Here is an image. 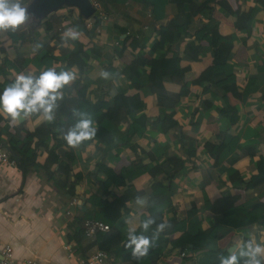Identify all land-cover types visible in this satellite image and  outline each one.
I'll return each mask as SVG.
<instances>
[{
  "label": "crops",
  "instance_id": "obj_1",
  "mask_svg": "<svg viewBox=\"0 0 264 264\" xmlns=\"http://www.w3.org/2000/svg\"><path fill=\"white\" fill-rule=\"evenodd\" d=\"M99 9L98 16L101 24L89 37L80 34L77 40L84 45L82 61L84 68L79 72L71 64L69 71H75L77 78L67 85L68 96L83 97L91 104L100 102L106 110L117 94L114 84L108 78H103L101 72L106 71L108 65L120 68L121 65L139 59L142 56L151 55V49L155 43L162 42L161 50H157L153 59L159 57H171L168 51L172 43L173 35L160 33L159 27L174 24L177 18L183 23L190 21L192 40L200 38L204 44L213 42V39L202 30L204 19L197 16H189L183 11V4L178 0H160L164 3L161 11V19L153 22L151 5L154 2L159 10V0H95ZM204 0H193V10ZM213 17L219 21L218 34L222 37L236 34L232 66L235 73L223 81L220 85L234 83L239 89H243L247 80L255 77L264 82L263 74H256L255 69L264 64V0H213ZM226 2L234 14L228 16L224 13L220 2ZM154 4V5H155ZM259 6L258 12H253L255 6ZM151 13V16L149 14ZM102 14L106 19L102 18ZM55 25L54 32L58 38H51L43 23L37 26L36 22L29 16L27 22L16 31L0 32V85L6 87L13 82L15 76L24 74L38 75L39 72L47 70L38 69L33 60L37 54L36 43H47L54 51V55L61 56L66 53L62 51L71 50L67 43L61 41V34L65 31L66 21L71 26L77 25L78 12L74 8L62 7L52 15ZM47 17V18H49ZM82 20V19H81ZM87 31H90L93 21H83ZM149 29H155L153 38L149 43L144 41L149 37ZM151 33V32H150ZM12 34V35H11ZM52 40V41H51ZM125 40V42H124ZM104 46L110 47L105 50ZM124 46L122 56L112 59L107 57L110 52L121 49ZM178 48V47H177ZM104 49V50H103ZM178 50V49H177ZM199 61H183V67H189L191 77L187 84L189 95L177 102L173 98H165L159 94L144 100L145 110L148 117L158 116L159 108L167 112L176 111L175 120L188 140L189 146H193L194 152L186 155L185 149L181 148L178 134L161 135L153 131V125L147 132L146 139L133 138L130 146H120L108 153H102L104 144L94 142L86 149L73 148L74 161L67 158L69 149L65 146L58 147L62 143V137L55 139L49 133L46 121L31 116L25 120L11 121L0 115V131L13 136L18 140H24L25 135H32L35 141L45 142L39 147L36 155L38 169L26 168L21 170L16 163L15 167H0V249L9 245L14 252L16 261L32 259L40 264H73L76 260L87 258L92 254L103 251L109 254L107 264H131L123 262L122 258H115V251L122 245V234L127 233L130 228H138L141 216H148V203L145 198L143 203H137V198L147 195L151 191L161 187L163 184L172 186L173 202L163 210L164 223L168 227L164 230L168 243L162 248L159 260L167 261L169 264H197L196 254L190 249L197 250V254L203 251L206 236L189 232L188 224L185 231L175 232L174 227L189 218H196L198 226L203 231L214 222L213 214L207 210L205 197L211 202L227 197H235L236 205H241L249 199L264 193V179L257 173L256 159L264 152L261 143V129L264 127V94L261 91L253 94L246 103L234 102L237 114L234 123L230 119L217 118L220 108L219 101L205 110L204 101L208 95H202L201 83L207 81L211 75V55L202 54ZM60 62H54L49 68L56 71L65 67ZM149 70L146 69V72ZM189 73V74H190ZM167 80V79H166ZM149 81L155 89L163 91L168 84L156 82L154 74H149ZM264 89V88H263ZM3 89H0L2 91ZM63 120L75 119L78 109L73 104H66L60 110ZM103 117L94 121L97 128ZM196 124L199 131L193 135V127ZM127 129V122L120 126V131ZM192 136V137H191ZM161 145V150L155 154L160 159L162 171L154 176L142 174L135 178L123 177L120 172L135 173L142 167L150 165V160L145 159L138 163V156L142 150L146 154L154 151V143ZM0 142L5 143L9 149L7 137L1 136ZM139 145L137 155L131 150V146ZM246 145L257 148L250 149L248 154L240 155L238 147ZM188 146V147H189ZM225 147L230 148V153L217 163V154ZM66 150V161L61 160L58 150ZM50 154H56L59 165H55L50 159ZM178 156L189 158L193 163L187 164L179 175L172 181L167 179V171L170 168L168 158ZM236 157V161L233 158ZM19 158V157H18ZM64 164L70 172L66 174ZM60 169V170H59ZM230 169L238 171L244 181V186L233 187L230 181ZM119 181L121 184L114 187L105 200L114 201L120 196H125L127 201L117 208L104 210L105 217L113 224L108 232L99 233L89 243L75 245L71 241L68 231L70 224L79 212L80 207H88L89 196L99 193L101 181ZM100 182V183H99ZM72 199L77 200L74 207H69ZM264 209V197L261 199ZM69 213V215H67ZM247 226L227 234L219 241V246L228 252L235 251L237 243L241 246L247 240L264 243V223L261 221V229L256 228L257 215L252 213L246 216ZM86 221V220H85ZM94 221V220H92ZM120 221L122 231L115 224ZM88 238V237H87ZM88 239V240H89ZM66 245H71L75 254L73 260L68 259L64 250ZM153 245V243H152ZM151 245V246H152ZM186 247H188L186 249ZM131 250L125 247V252ZM184 252L185 256L181 257ZM231 254V252H229ZM114 259L117 261L115 262ZM156 262H149L148 264Z\"/></svg>",
  "mask_w": 264,
  "mask_h": 264
},
{
  "label": "trees",
  "instance_id": "obj_2",
  "mask_svg": "<svg viewBox=\"0 0 264 264\" xmlns=\"http://www.w3.org/2000/svg\"><path fill=\"white\" fill-rule=\"evenodd\" d=\"M32 0H23L24 5L27 6ZM183 4V11L190 17L199 16L204 19L205 23L202 30L206 31L207 34L213 39V42L204 44L200 38H195L192 40V30L190 29V21L182 22L181 20L175 18L174 24H168L165 27H159L160 33H170L173 35L172 43L169 45L168 51L171 53V57H159L158 59H153V55L157 50H161L162 42H157L151 49V55L148 57L142 56L139 59H135L130 63L121 65L120 68L112 67L108 65L109 80L115 85L117 94L112 98L108 108L104 110L100 102L95 104L89 103L83 97H73L68 96V87L65 86L61 89L62 97L57 102L58 107L55 112V119L52 122L46 121L47 129L51 136L55 139L56 137H62L64 133L67 132L80 118L81 115L94 121L97 118L103 117L104 119L96 128V135L91 140L82 142L79 146L69 147L67 146L64 139L62 143L58 144V147L65 146L70 151L67 154L69 161L73 162L74 157L72 156L73 148L86 149L93 145L94 142L99 144H104V147L100 148L102 153H108L120 146H130V142L133 138L146 139L152 141L147 137V132L151 125H153V131L161 135H169L175 132L179 136L180 146L185 149L186 155L195 151L193 146H189L187 138L184 136L182 130L179 131V125L175 120L176 111L167 112L164 108H159L158 116L155 118H150L146 113L140 115L139 112L145 110L144 100L148 97L155 96L159 94L165 98H173L180 102L181 99L189 95V89L186 87L189 82L194 77H191L190 68L183 67L181 63L183 61L197 62L202 54L211 55V75L207 81L201 83V93L202 95H208L204 101L205 110L209 109L216 100L219 101L220 108L217 113V118H228L231 123H234V116L237 114L234 102L246 103L248 99L258 91L264 94V82L258 80L255 77H251L247 80L243 89L236 87L234 83H226L220 85L223 81L230 78L235 73V68L231 64L232 57L234 55L235 43L238 40L236 34H231L229 36H220L218 34L219 21L213 17L214 4L213 0H204L202 4L196 6L193 10V0H178ZM151 5L153 22L161 19V11L164 8V3L159 0V10L156 9V4L148 2ZM155 4V5H154ZM219 6L223 9L224 13L228 16L234 14L233 10L230 9L228 4L224 1L219 3ZM259 6H255L253 12H258ZM53 16L45 18L43 23L47 32L51 33V38L57 39L58 33L54 32L55 25L52 22ZM76 30L89 37V31H87L84 23L81 19L77 25H73ZM149 37L144 41V43H149L153 38L155 29H149ZM151 32V33H150ZM12 35V34H11ZM51 40V41H52ZM125 42V40H124ZM68 45L71 50L62 51L61 53H66L61 56L54 55V51L47 43H36L37 54L34 57L35 66L40 68L48 69L53 65L54 62H60L62 65L66 63L65 67H60L59 71H69L70 65L73 64L79 72L83 71L84 64L82 61V54L84 52V45L81 41H68ZM178 47V50L176 49ZM110 47L104 46L105 50H109ZM103 49V50H104ZM124 52V46L121 49H116L111 54H108L109 59L117 56L120 58ZM146 69L149 71L146 72ZM190 73V74H189ZM256 74L264 75V64L255 69ZM149 74H154L156 77V82L168 84L167 89L163 91H158L155 89L153 84L149 81ZM167 79V80H166ZM5 84L0 85V89H4ZM66 104H73L78 109V114L75 119H64L60 113V110L64 108ZM2 121V120H0ZM127 122V129L125 131H120L119 126L124 122ZM193 127V135H196L199 131V127L196 124H191ZM261 143L264 145V127L261 129ZM7 137V144L9 145V150L16 156L20 158V162L17 166L24 170L26 168L38 169L36 165V155L39 147L44 143H49L48 140L45 142L35 141L32 135H25L24 140H18L9 134L0 131V137ZM192 137V136H191ZM154 143V151L146 154L142 150L140 155H137L136 151L140 149L139 145L131 146V150L139 157L138 163L143 162L145 159L150 160V165L142 167L140 171L135 173H126L125 171L120 172L123 177L135 178L142 174H150L154 176L156 173L162 171L159 163L160 159L155 157V154L161 150V145ZM189 146V147H188ZM257 148L255 146L246 145L243 147H238L237 151H241L240 155L248 154L250 149ZM230 153V148L225 147L223 151L217 154V163L222 162L225 157ZM50 159L54 161L55 165H59L58 157L56 154H50ZM236 157L233 161H236ZM170 168L167 171V179L172 182L183 170L187 164L193 163L189 158H183L174 156L168 158ZM257 173L264 179V152L259 154L256 161ZM66 174H69L70 170L66 164H64ZM60 170V169H59ZM230 181L232 186L242 187L244 186V181L239 176L238 171L235 169H230ZM100 183V182H99ZM121 183L119 181H101L100 189L98 194L89 196L87 199L88 207H80L79 212L72 222L68 224V231L71 236V241L76 245L81 243H89L91 240L86 237L83 228V223L85 220H94L107 225L109 228L113 224L105 217L104 210L106 208L114 209L118 206L124 204L127 201L125 196H120L114 201L105 200L109 193L114 187L119 186ZM145 198L148 203V216H141V221L147 218H153L155 224L152 228L146 232L142 233L151 237L156 228V224L164 222L163 220V210L168 208L173 202V191L171 183L170 185L163 184L161 187L151 191L147 195L140 196ZM264 197V193L257 195L253 199H249L241 205H236L237 199L235 197H223L211 202L207 197H205V205L207 210H209L214 216L213 224L206 230H202L200 227L192 228V226H198V220L196 218H189V221H182L177 223L174 227L175 232L185 231L186 225L188 224L189 232H195V234H204L206 236V241L204 243L203 251L197 254V250L194 248L190 249L196 254L197 264H219L220 257L222 255H229L230 253L226 249H222L219 246V241L224 238L227 234L232 231L243 229L247 226L246 216L249 213H254L257 215L256 228L261 229L262 225L260 222L264 223V209L261 204V199ZM115 226L122 231L123 227L120 221H118ZM138 234H141L140 225L136 229ZM89 239V240H88ZM122 245L115 251V258H122L123 262H131V264H148L149 262H157L162 256V248L168 243V239L165 231L161 232L158 237L153 242L150 247L149 252L146 256L142 258H136L132 255V249L124 251L127 246V233L122 234ZM257 243L259 238L257 237ZM244 244V243H243ZM241 245V247L243 246ZM261 244V243H260ZM264 245V243H262ZM188 247H186L187 249ZM73 249V248H72ZM189 249V248H188ZM187 249V250H188ZM77 251L75 250V254ZM108 254V253H107ZM109 255V254H108ZM114 259L116 262L117 260ZM116 264V263H115ZM151 264V263H150ZM240 264H244V260H240Z\"/></svg>",
  "mask_w": 264,
  "mask_h": 264
},
{
  "label": "clouds",
  "instance_id": "obj_3",
  "mask_svg": "<svg viewBox=\"0 0 264 264\" xmlns=\"http://www.w3.org/2000/svg\"><path fill=\"white\" fill-rule=\"evenodd\" d=\"M29 18L28 8L23 0H0V32L16 31L23 26ZM69 26L61 34V41H75L79 38V32L66 21ZM109 73L101 72L103 78H108ZM77 78L75 71H56L48 68L38 75L20 73L15 76L11 84L0 91V115L11 121L25 120L31 116L52 122L58 101L62 97L61 89L72 83ZM81 118L67 130L63 139L69 147L79 146L82 142L91 140L96 135V127L91 119L80 114ZM142 198H137V203L142 204ZM155 224L153 218H147L140 222L141 234L136 228H130L127 232V246L132 249V255L136 258L146 256L158 235L163 232L168 224L161 222L156 224L154 234L149 237L142 233L148 232ZM264 264V245L247 240L241 247L237 243L235 251L229 255H222L219 264Z\"/></svg>",
  "mask_w": 264,
  "mask_h": 264
},
{
  "label": "built area",
  "instance_id": "obj_4",
  "mask_svg": "<svg viewBox=\"0 0 264 264\" xmlns=\"http://www.w3.org/2000/svg\"><path fill=\"white\" fill-rule=\"evenodd\" d=\"M95 14L98 15L97 10L99 9V5L95 0H90ZM151 16V13L149 14ZM102 18H105V15L102 14ZM90 25H86V28H89ZM16 162L13 157L10 155L9 151L2 145L0 142V167H15ZM77 204L76 199H72L69 203V207H74ZM69 215V213L67 214ZM83 228L85 231L86 237L93 239L99 233H105L109 231V227L101 222L86 220L83 223ZM64 250L67 253V257L70 260H73L75 256V252L72 249L71 245H66ZM181 257L185 256V253L182 252ZM107 260H109V255L106 252L98 251L87 258H81L76 260L73 264H107ZM0 264H40L36 260L26 259L24 261H16L14 259V252L11 246L5 245L0 249ZM155 264H169L167 261L158 260Z\"/></svg>",
  "mask_w": 264,
  "mask_h": 264
},
{
  "label": "water",
  "instance_id": "obj_5",
  "mask_svg": "<svg viewBox=\"0 0 264 264\" xmlns=\"http://www.w3.org/2000/svg\"><path fill=\"white\" fill-rule=\"evenodd\" d=\"M29 16L36 22L37 26L41 25V21L50 15H52L55 11L62 7L74 8L77 10L79 17L83 21H93L92 28L90 29V33H93L96 28H98L101 24V18L95 14V10L90 2V0H32L27 6ZM176 49H178L176 47ZM4 147H6L5 143H2ZM10 155L13 157L16 163L20 162V158L16 157L9 149H7ZM66 150L60 148L58 150V155L61 160L66 161L65 157ZM229 252H231L229 250Z\"/></svg>",
  "mask_w": 264,
  "mask_h": 264
}]
</instances>
